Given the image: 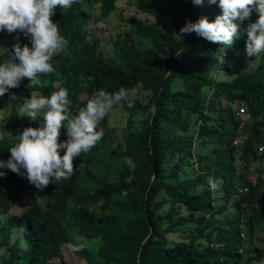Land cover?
Wrapping results in <instances>:
<instances>
[{"label": "trees", "instance_id": "1", "mask_svg": "<svg viewBox=\"0 0 264 264\" xmlns=\"http://www.w3.org/2000/svg\"><path fill=\"white\" fill-rule=\"evenodd\" d=\"M144 1V12L172 17L176 35L136 19L130 22L129 30L109 35L112 51L107 55L91 28L100 17H108L116 7L115 0H74L50 17L67 40L50 61L53 71L40 74L39 87L10 89L24 90L29 97L37 95L33 91L37 96H48L63 87L70 100L69 116L96 90L113 93L123 88L127 95L139 85L146 94L145 99L122 100L126 110L139 114L140 127L131 130L132 122L127 121L124 146L110 149L111 160L102 157L104 150L100 148L109 129L105 115L97 124L103 135L89 151L73 158L70 176L50 180L37 189L26 178L4 169L0 213L8 216L0 225V264H54V258L67 264L62 257L63 245H69L84 264H253L254 259L264 264L260 253L243 259L244 250L253 249L255 228L264 223V181L235 186V177L246 167L247 158L264 157V148L258 150L264 146V59L230 80L220 79L217 71L223 67L227 72L229 61L253 58L244 51L246 33L224 47L221 64L217 60L219 44L194 32L179 33L186 20L195 21L200 16L214 19L220 14L217 5H209L207 0L201 5H193L191 0ZM85 3L87 7L99 4V14L86 10ZM256 16L253 13L246 20L254 21ZM5 33L0 31V39ZM134 35L147 38L150 44L138 46ZM17 41L29 43L15 32L6 48L10 50ZM178 50H182L179 56ZM6 59V53L0 54V61ZM221 99L230 104L226 115ZM240 105L254 120L242 128L247 135L233 145L239 136L234 109ZM7 106L10 112L1 119L0 132L19 134L25 127L40 126L16 115L5 93L0 96V110ZM261 112V119H256ZM193 122L197 127L191 125ZM59 131L58 141L65 139L63 125ZM13 143L7 136L0 137V159L8 158ZM202 146L207 147L204 154ZM126 158L131 159L134 169L124 163ZM113 162L117 173L111 181ZM126 177H131L130 182H125ZM209 178L218 190L216 197L209 188ZM5 185L28 195L18 213L10 212L11 197ZM239 187L247 190L238 193ZM159 194L163 197L158 198ZM231 194L240 221L234 228L219 222L228 217L225 213ZM246 209L249 212L245 215ZM174 233L180 237L171 242L168 234ZM241 233L246 238L243 247ZM74 247L79 250L73 251Z\"/></svg>", "mask_w": 264, "mask_h": 264}, {"label": "clouds", "instance_id": "2", "mask_svg": "<svg viewBox=\"0 0 264 264\" xmlns=\"http://www.w3.org/2000/svg\"><path fill=\"white\" fill-rule=\"evenodd\" d=\"M204 2L191 0L193 5ZM73 3L74 0H0V31L22 34L29 41L23 45L17 41L10 50L0 47V54H7V59L0 61V96L8 93L9 100L15 101V94L9 90L18 87L22 79L27 78L28 84L39 87L40 74L53 71L50 61L66 46L67 40L59 33L58 23L50 17L57 6L66 9ZM207 4L217 5L220 14L212 20L206 16L195 21L186 20L179 29L180 34L194 32L219 44L221 51L217 60L221 64L224 63V47L230 46L242 33L247 37L244 49L247 56L257 57L264 53V0H207ZM253 13L257 14L256 19L241 27ZM181 51H176V55ZM125 97L123 88L113 93L96 90L83 107L69 116L67 89L59 87L48 96L30 95L20 104L16 115L37 120V115L42 114L43 126H28L19 132L18 141L8 148V158L0 159V177L6 174L4 169H8L42 189L50 180L70 176L73 158L89 151L103 135L97 127L98 122L114 103ZM62 125L65 139L58 141ZM61 150L62 155L59 154ZM124 163L130 170L135 168L131 159L126 158ZM130 180L131 177L125 178V182ZM208 183L215 186L211 178ZM78 250L73 248V251Z\"/></svg>", "mask_w": 264, "mask_h": 264}, {"label": "rangeland", "instance_id": "3", "mask_svg": "<svg viewBox=\"0 0 264 264\" xmlns=\"http://www.w3.org/2000/svg\"><path fill=\"white\" fill-rule=\"evenodd\" d=\"M98 5L94 4L91 7H87L88 5L85 3L83 4V7H85L86 10H91L96 15L99 14L98 12ZM116 7L110 12L108 17L106 18H99L96 25L91 28L93 31V34L100 42V47L106 53L107 55L111 54L112 47L111 43L109 42V35L110 34H116L120 31L129 30V24L131 21L136 19H142L147 22L155 23L158 27L161 29L166 30L168 33L172 35H176V28L172 24V17L169 15H163V16H156V15H150L143 11L145 7V1L144 0H115ZM54 12H60V7L57 6ZM246 23L248 20H245ZM15 37V32L9 34L5 33L3 37L0 39V47L6 48L7 44L11 41H13V38ZM134 41L136 44L140 47H145L150 44L149 40L147 38H142L137 35H134ZM264 59V53H261L257 57H254L251 60H248L246 56L242 57V60L240 62L236 61H229L228 66L229 70L227 72H224V69L222 67V70L217 71V76L220 79H226L230 80L233 78L238 72L248 71L253 69L256 64ZM20 85L22 87H26L28 84V79L24 78L21 80ZM11 93L15 94L16 100L12 101L14 109L17 111L20 104L27 99L28 97L25 94L24 90L19 91H12L9 90ZM34 94L38 95L37 91H33ZM146 92L141 89L139 85H136L133 89L129 90L126 97L130 98H139V99H145ZM83 94L80 93V97H82ZM220 105L223 107V113L226 115L227 107L230 105L227 101L224 99H221ZM10 112V106L5 107L4 109L0 110V121L2 118L6 117ZM107 116V126L109 129L106 132V136L104 137V144L100 148H102L104 151L102 153V157L105 158V160H111L109 151L110 149H117L120 150L124 146V138L126 136V133L128 131L127 127V121L132 122V126L130 127L131 130H138L140 127L139 124V114L137 112H129L126 110L122 105V100L119 102H116L112 105L110 110L106 113ZM22 119L36 123L40 126H43V117L42 114L37 115V120H30L26 116H20ZM192 120H194V117H192ZM248 123L247 125H249ZM194 126V122L191 124ZM197 124H195L194 127ZM246 125V126H247ZM248 127V126H247ZM239 136L237 138L241 139L244 137V135H247V132H244L243 130L239 131ZM7 136L10 141H18V134L17 133H11V134H5L3 132H0V137ZM261 145V144H260ZM201 153L204 154L207 151V147H201ZM101 149V150H102ZM260 152V151H259ZM247 164L246 167L243 169V171L235 177V186L242 184H253L256 180L261 179L264 181V157L261 159H252L251 157H248L246 160ZM112 167L110 168V180L113 181L116 178L117 173V164L115 162L111 163ZM216 185L219 187V180H216ZM4 188H7L10 193L11 197V213H18L20 210L24 208L27 201V193H24L22 191H16L13 187H10L8 185H5ZM218 194V190L215 192ZM236 195V194H235ZM38 196L40 199H42V196L40 192L38 193ZM163 195L159 194L158 198H162ZM230 201L227 205H229L227 209V213H225L228 217H224L222 220H219L220 223L226 225L229 227V225L234 228L237 226V224L240 222L237 212L235 208L232 205L233 201V195H230ZM167 203L164 204L162 211H166ZM181 211L185 212L184 209ZM249 212V209L243 211V213L246 215V213ZM224 215L219 214L216 216H222ZM8 215L6 213H0V225L3 223L4 220H6V217ZM210 219V218H209ZM245 218H243V232L246 233L245 229ZM185 227V226H183ZM241 230V227L239 228ZM246 235V234H245ZM247 236V235H246ZM179 234H168L169 241L173 242L175 240L179 239ZM248 237V236H247ZM251 246H253V249L246 248L244 250V256L243 259L246 257H256V255L263 254L260 261H264V223L259 224L256 228L254 233L251 237ZM5 247L1 248V251H4ZM62 251V257L64 261L67 264H84L85 260L75 255L69 245H63L61 248ZM247 252V253H245ZM95 259H99L98 256L94 255ZM100 260V259H99ZM54 264H61L60 260L58 258L53 259ZM253 264H258L259 260L252 261Z\"/></svg>", "mask_w": 264, "mask_h": 264}, {"label": "built area", "instance_id": "4", "mask_svg": "<svg viewBox=\"0 0 264 264\" xmlns=\"http://www.w3.org/2000/svg\"><path fill=\"white\" fill-rule=\"evenodd\" d=\"M262 115H263V112H261L258 115V117H256V119H261ZM234 118L237 121V126H238L239 131H241L244 126H246L248 123H251L254 120V118L252 116L248 115V113H247L246 108H245L244 105H240V106H238L237 108L234 109ZM238 141H239V139L238 138H235V139H233L232 144L233 145H237L238 144ZM263 148H264V146H259L258 147V150H261ZM213 184L215 185L214 182H213ZM208 185H209L210 190L212 191V196L214 197L215 196V193L214 192H215V189L216 188H215V186L213 187L210 184H208ZM246 190H247L246 187H242V188L239 187L238 188V193L244 192ZM213 202L214 201H212V205H213ZM241 237H242V239H241L240 245H241V247H243V246L246 245V238L243 235V233H241Z\"/></svg>", "mask_w": 264, "mask_h": 264}, {"label": "water", "instance_id": "5", "mask_svg": "<svg viewBox=\"0 0 264 264\" xmlns=\"http://www.w3.org/2000/svg\"><path fill=\"white\" fill-rule=\"evenodd\" d=\"M138 260V259H137Z\"/></svg>", "mask_w": 264, "mask_h": 264}]
</instances>
